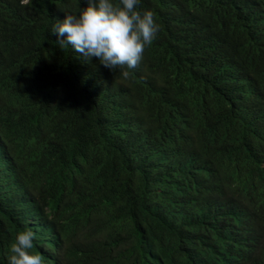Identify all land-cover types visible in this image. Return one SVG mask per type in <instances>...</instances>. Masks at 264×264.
Wrapping results in <instances>:
<instances>
[{
	"label": "trees",
	"instance_id": "16d2710c",
	"mask_svg": "<svg viewBox=\"0 0 264 264\" xmlns=\"http://www.w3.org/2000/svg\"><path fill=\"white\" fill-rule=\"evenodd\" d=\"M118 2V0H117ZM89 0H0V264H264V0H140L125 78L52 29Z\"/></svg>",
	"mask_w": 264,
	"mask_h": 264
},
{
	"label": "clouds",
	"instance_id": "9594fccd",
	"mask_svg": "<svg viewBox=\"0 0 264 264\" xmlns=\"http://www.w3.org/2000/svg\"><path fill=\"white\" fill-rule=\"evenodd\" d=\"M27 2V0H22ZM140 0H89L79 15L66 14L53 33L60 45H70L77 53L96 57L106 67L119 69L127 78L138 67L146 46L159 31L154 13L137 10ZM35 233L20 232L10 245L8 264H43V257L31 250Z\"/></svg>",
	"mask_w": 264,
	"mask_h": 264
}]
</instances>
